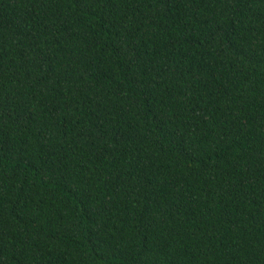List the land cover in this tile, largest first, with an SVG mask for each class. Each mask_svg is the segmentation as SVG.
I'll use <instances>...</instances> for the list:
<instances>
[{
	"label": "trees",
	"instance_id": "trees-1",
	"mask_svg": "<svg viewBox=\"0 0 264 264\" xmlns=\"http://www.w3.org/2000/svg\"><path fill=\"white\" fill-rule=\"evenodd\" d=\"M0 264H264V0H0Z\"/></svg>",
	"mask_w": 264,
	"mask_h": 264
}]
</instances>
